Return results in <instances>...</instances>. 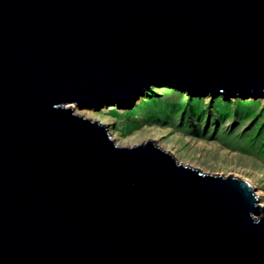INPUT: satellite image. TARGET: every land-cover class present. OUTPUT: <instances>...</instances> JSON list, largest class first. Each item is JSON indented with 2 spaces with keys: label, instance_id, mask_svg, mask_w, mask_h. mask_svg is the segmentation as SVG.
I'll return each instance as SVG.
<instances>
[{
  "label": "water",
  "instance_id": "1",
  "mask_svg": "<svg viewBox=\"0 0 264 264\" xmlns=\"http://www.w3.org/2000/svg\"><path fill=\"white\" fill-rule=\"evenodd\" d=\"M163 79L264 96V0H0V264H264L246 181L70 108Z\"/></svg>",
  "mask_w": 264,
  "mask_h": 264
},
{
  "label": "rangeland",
  "instance_id": "2",
  "mask_svg": "<svg viewBox=\"0 0 264 264\" xmlns=\"http://www.w3.org/2000/svg\"><path fill=\"white\" fill-rule=\"evenodd\" d=\"M222 92L190 93L163 79L133 106L107 100L70 108L104 124L118 146L154 141L181 165L246 181L264 204V96Z\"/></svg>",
  "mask_w": 264,
  "mask_h": 264
},
{
  "label": "bare ground",
  "instance_id": "3",
  "mask_svg": "<svg viewBox=\"0 0 264 264\" xmlns=\"http://www.w3.org/2000/svg\"><path fill=\"white\" fill-rule=\"evenodd\" d=\"M262 206H264V204H261Z\"/></svg>",
  "mask_w": 264,
  "mask_h": 264
}]
</instances>
